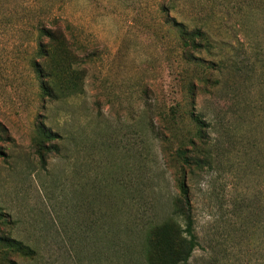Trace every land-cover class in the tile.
Instances as JSON below:
<instances>
[{"label": "rangeland", "instance_id": "374dc122", "mask_svg": "<svg viewBox=\"0 0 264 264\" xmlns=\"http://www.w3.org/2000/svg\"><path fill=\"white\" fill-rule=\"evenodd\" d=\"M158 2L0 0V264H150L139 230L172 215L180 142L196 154L185 135L212 156L187 179L188 264H264V0H181L168 18L214 45L187 64ZM57 28L72 95L42 33Z\"/></svg>", "mask_w": 264, "mask_h": 264}, {"label": "trees", "instance_id": "16d2710c", "mask_svg": "<svg viewBox=\"0 0 264 264\" xmlns=\"http://www.w3.org/2000/svg\"><path fill=\"white\" fill-rule=\"evenodd\" d=\"M180 3L181 0H159L156 8L160 13L167 16L166 22L172 21L177 26L180 38L179 44L182 49L181 57L187 64L198 58L195 54H201L202 52L207 54L212 53L214 45L206 26H189L184 22L177 23L175 20L168 18L172 11H177ZM70 25L71 24H67V27H72ZM63 31L62 28H57L54 31L42 30V33L48 37L49 41H52V45L56 49H61L63 59L57 64V69L63 75L60 91L69 92L73 90L74 92L70 94L72 95L77 92L78 83L76 72L72 67L74 57L66 49L67 41L62 34ZM219 68L220 70H240L239 64H234L232 62L228 66V63L223 60L219 61ZM39 73L42 75V71H39ZM55 91L56 84L53 81H51L47 87L44 86V92L50 97ZM178 118L179 115L177 114L176 107L171 109L169 113L165 114L166 125L168 130H170L172 137H175L177 131L180 129ZM192 118L194 121L199 122L198 124H204L200 115L192 116ZM183 139L188 140V143L196 154L186 153V144L183 140L180 142L177 150V157L182 161L183 168L180 176L176 178L179 197L175 200L172 215L162 222H156L139 230L148 234V241L151 244V250L148 255V261L150 264H188L195 250L199 246L196 233V220L193 215V207L190 190L187 186V179L188 177L196 175L197 172L204 170L205 167L211 166L212 156L206 148L200 147L191 138H187L186 135L183 136ZM178 217L183 218L185 223L184 227L178 223ZM127 231L130 232L135 230L128 229ZM4 243L18 250L24 249V247L17 242L10 243L5 241Z\"/></svg>", "mask_w": 264, "mask_h": 264}]
</instances>
